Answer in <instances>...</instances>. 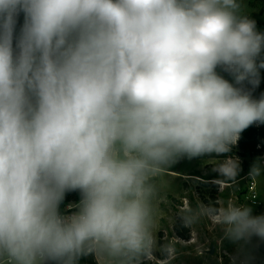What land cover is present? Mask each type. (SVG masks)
<instances>
[{"label":"clouds","instance_id":"1","mask_svg":"<svg viewBox=\"0 0 264 264\" xmlns=\"http://www.w3.org/2000/svg\"><path fill=\"white\" fill-rule=\"evenodd\" d=\"M261 69L242 0H0V264H140L162 169L217 155L215 172L239 175L228 154L264 125ZM201 217L264 241L248 204L182 214Z\"/></svg>","mask_w":264,"mask_h":264},{"label":"rangeland","instance_id":"2","mask_svg":"<svg viewBox=\"0 0 264 264\" xmlns=\"http://www.w3.org/2000/svg\"><path fill=\"white\" fill-rule=\"evenodd\" d=\"M242 5L243 13L255 20L258 30L264 31V0H242ZM232 157L239 158L241 167L235 181H227L213 170L225 158H182L156 175L155 245L140 264H255L264 258V241L253 239L247 244H236L224 238L221 227L209 217L192 224H185L182 219L184 212L201 205L220 208L248 204L253 214H264V176L254 180L248 177L255 161L259 159L264 164V154ZM251 181L255 182L256 199L250 196ZM213 195L217 200H213ZM165 247L170 252H165Z\"/></svg>","mask_w":264,"mask_h":264},{"label":"trees","instance_id":"3","mask_svg":"<svg viewBox=\"0 0 264 264\" xmlns=\"http://www.w3.org/2000/svg\"><path fill=\"white\" fill-rule=\"evenodd\" d=\"M259 31L264 32L262 30ZM261 94H264V69H261V83L259 87H257L253 92L255 98H259ZM245 154H250L255 156L264 154V125L254 124L250 126L248 129H246L241 134L239 141L232 148V151L228 154V156L231 157L235 155L243 156ZM207 158H225V157L211 155V156H203L194 159H207ZM212 198L213 200H217L215 195H213ZM73 200L74 201L79 200V195L77 193H69L66 196L64 204L61 206L62 210H65L68 205L67 203ZM182 238L186 239L187 236H183ZM79 264H100V263L97 261L95 256L89 255L86 257H82ZM255 264H264V258Z\"/></svg>","mask_w":264,"mask_h":264},{"label":"built area","instance_id":"4","mask_svg":"<svg viewBox=\"0 0 264 264\" xmlns=\"http://www.w3.org/2000/svg\"><path fill=\"white\" fill-rule=\"evenodd\" d=\"M248 188H249V191H250V196H251V198L252 199H256L257 198V194H256V189H255V182L254 181H251L250 182V185L248 186ZM67 209V208H66ZM69 212H71L70 211V209H67Z\"/></svg>","mask_w":264,"mask_h":264},{"label":"bare ground","instance_id":"5","mask_svg":"<svg viewBox=\"0 0 264 264\" xmlns=\"http://www.w3.org/2000/svg\"><path fill=\"white\" fill-rule=\"evenodd\" d=\"M223 185H227L226 183H223Z\"/></svg>","mask_w":264,"mask_h":264},{"label":"crops","instance_id":"6","mask_svg":"<svg viewBox=\"0 0 264 264\" xmlns=\"http://www.w3.org/2000/svg\"><path fill=\"white\" fill-rule=\"evenodd\" d=\"M97 259V258H96ZM97 261L99 262V260L97 259Z\"/></svg>","mask_w":264,"mask_h":264}]
</instances>
